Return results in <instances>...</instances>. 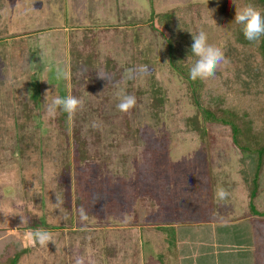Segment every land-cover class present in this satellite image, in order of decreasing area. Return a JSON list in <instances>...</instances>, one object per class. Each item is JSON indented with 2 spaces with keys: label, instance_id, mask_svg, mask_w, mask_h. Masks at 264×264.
I'll use <instances>...</instances> for the list:
<instances>
[{
  "label": "rangeland",
  "instance_id": "obj_1",
  "mask_svg": "<svg viewBox=\"0 0 264 264\" xmlns=\"http://www.w3.org/2000/svg\"><path fill=\"white\" fill-rule=\"evenodd\" d=\"M227 2L0 1V242L12 243L0 264L19 251L16 264H264V160L253 215L255 155L201 118L155 25L182 9L191 31L222 49ZM245 2L230 0L234 11ZM230 82L204 79L200 96L251 123L240 140L254 150L264 145V94L241 96ZM68 95L84 103L73 117L47 111ZM124 95L136 100L128 112L117 108ZM180 226L216 236L209 251L178 257ZM40 228L52 242L31 239Z\"/></svg>",
  "mask_w": 264,
  "mask_h": 264
},
{
  "label": "trees",
  "instance_id": "obj_2",
  "mask_svg": "<svg viewBox=\"0 0 264 264\" xmlns=\"http://www.w3.org/2000/svg\"><path fill=\"white\" fill-rule=\"evenodd\" d=\"M227 1L229 2H227L225 6L222 5L221 9L223 14L221 15L223 17L224 27L229 30L230 34L222 50L230 69L226 70L223 75L217 70L213 77L219 78L223 76L226 81L230 80V85L239 87L237 89L241 96L246 95L248 97L252 93L264 94V36H262L258 42L246 40L241 26L234 21L236 12L234 10L238 7L237 5H234V7L233 4L230 3V0ZM248 4L254 5L264 14V0H248ZM248 4L245 2L243 7ZM180 10L182 9L175 8L167 13L156 16L155 25L162 31L167 48L169 66L171 70L181 77L188 85L192 100L201 118L207 123L228 127L231 132V140L234 146L239 149L243 155H248L251 152L255 155L257 163L252 178V192L250 194V198H254L256 195L257 183L262 173L261 164L264 160V145L254 150L246 147V144L241 142L240 136L243 130H251L249 125L252 124L248 123L246 119L240 120L233 112L234 110H224L218 105H213L214 103L210 100L211 98L205 100L203 96H200L201 83L204 82V80H193L189 76V69L196 59L190 52L191 44L193 43L192 34H195V31H191L194 26L192 23L193 20L185 16L187 13H185V15L180 13ZM259 87H261V92L258 90ZM261 124H264V121H262ZM250 205L252 212L257 214L252 204ZM261 216H264V214ZM196 230L195 227L192 228L189 226H180L178 228L176 243L178 242L179 245H182V250H178L177 255L181 259H186L188 256L192 258L194 252L200 253L202 249L208 250V243L198 238V232H196ZM4 237H6L4 240H9L10 238L14 239L7 235H4ZM201 243H203V245H201ZM204 243L207 244L204 245ZM2 244L3 243L0 242V263L6 256V249L12 246L11 239L9 240L8 246ZM20 256V251L15 253L14 257L11 261H8L7 264H16Z\"/></svg>",
  "mask_w": 264,
  "mask_h": 264
},
{
  "label": "clouds",
  "instance_id": "obj_3",
  "mask_svg": "<svg viewBox=\"0 0 264 264\" xmlns=\"http://www.w3.org/2000/svg\"><path fill=\"white\" fill-rule=\"evenodd\" d=\"M143 7L147 6V0H140ZM234 21L241 26L243 35L250 42H258L264 36V14L261 13L254 5L248 4L236 11ZM193 43L191 44V55L196 59L189 69L191 79H208L215 76L218 68L222 63L226 62L223 50L209 42L207 33L200 29L196 34H192ZM63 72H57V79L63 78ZM103 78V77H100ZM104 79V78H103ZM136 104L134 96L124 95L117 108L121 112H128ZM84 103L81 99L68 95L66 97H55L50 104L47 105V111L55 114L57 110L63 111L71 118L78 110L82 109ZM217 195L220 199H224L228 193L224 189H219ZM56 202L61 203V197L56 195ZM80 215L86 219V213L83 208L80 209ZM24 223V218L21 217ZM31 239L40 245H47L52 242L51 234L43 228L36 229L31 233Z\"/></svg>",
  "mask_w": 264,
  "mask_h": 264
},
{
  "label": "crops",
  "instance_id": "obj_4",
  "mask_svg": "<svg viewBox=\"0 0 264 264\" xmlns=\"http://www.w3.org/2000/svg\"><path fill=\"white\" fill-rule=\"evenodd\" d=\"M80 30H82V29H80ZM251 184H252V180H251ZM251 192H252V188H251V186H250V190H249V192H248V193H249V210H250L251 213H253L252 210H251V205H250V204H252V206H253V208H254V200H255L256 197H254V198H250V194H251ZM254 211L257 212V211L255 210V208H254ZM253 215H259V213H258V212H257V214L253 213ZM261 215H262V214H261ZM199 225H200V224H199V222H198V224H196L195 227H196V226H199ZM201 225H206V224H201ZM213 238H216V236H214ZM213 238L209 239V242H210L211 240H213ZM209 242H207V243H209ZM207 243H204V245L207 244ZM209 245H211V244H209ZM207 247H208V246H207ZM207 251H209V250H207ZM216 256H217V254H216ZM216 256H215V257H216ZM215 259H216V260H215ZM215 259H214V261L212 262V264H218L217 258H215Z\"/></svg>",
  "mask_w": 264,
  "mask_h": 264
}]
</instances>
